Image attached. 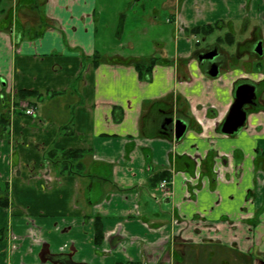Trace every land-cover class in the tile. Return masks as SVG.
Returning <instances> with one entry per match:
<instances>
[{
  "label": "crops",
  "instance_id": "obj_1",
  "mask_svg": "<svg viewBox=\"0 0 264 264\" xmlns=\"http://www.w3.org/2000/svg\"><path fill=\"white\" fill-rule=\"evenodd\" d=\"M256 40L264 0H0V264H264Z\"/></svg>",
  "mask_w": 264,
  "mask_h": 264
},
{
  "label": "water",
  "instance_id": "obj_2",
  "mask_svg": "<svg viewBox=\"0 0 264 264\" xmlns=\"http://www.w3.org/2000/svg\"><path fill=\"white\" fill-rule=\"evenodd\" d=\"M262 43H259L257 53L261 56L263 55ZM214 54L206 53L205 58H213ZM200 62L202 59L199 57ZM220 74V69L217 65H213L209 71V75L213 78L218 77ZM256 96L255 87L249 84L240 85L235 92V100L232 105L222 127V133L225 135H233L243 128L247 121V112L244 109L246 104H250L254 97ZM169 123H174V134L177 141H180L187 131V125L182 121H174L170 119Z\"/></svg>",
  "mask_w": 264,
  "mask_h": 264
},
{
  "label": "flooded vegetation",
  "instance_id": "obj_3",
  "mask_svg": "<svg viewBox=\"0 0 264 264\" xmlns=\"http://www.w3.org/2000/svg\"><path fill=\"white\" fill-rule=\"evenodd\" d=\"M259 43H262V47H263L264 43L262 40H256L254 42V45H253L252 51L256 56H260L257 53ZM208 53L214 54L215 56L213 58L209 59V58H205L204 55H202L201 58H202L203 64L211 63L212 66L217 65L219 69L224 68L226 66L227 55L220 52L218 46H216V45L212 46L210 48V50L208 51ZM243 84H249V85L254 86L255 87V93H256V96L254 97L252 102L250 104H246L244 106V109L247 112V116H248V113L250 110H254V109L258 108L264 102V99H263L264 98V82L263 83H256L254 81L245 80L242 83H239L236 88H238L240 85H243ZM222 127H223V124L221 126V131H222Z\"/></svg>",
  "mask_w": 264,
  "mask_h": 264
},
{
  "label": "trees",
  "instance_id": "obj_4",
  "mask_svg": "<svg viewBox=\"0 0 264 264\" xmlns=\"http://www.w3.org/2000/svg\"><path fill=\"white\" fill-rule=\"evenodd\" d=\"M217 26V25H216ZM216 26H206V27H201V28H195L192 30L193 33L195 34H203V35H210L213 33V31L216 29ZM139 73H140V77L141 79H146V77L149 78L150 74H151V70H152V67H147V68H144L143 66H140V65H136ZM23 94V93H22ZM65 157H71L73 156V158H78V157H82L83 156V152H65L63 153ZM166 175V174H165ZM161 178H164V175L161 176ZM2 202V205L4 206H7L8 205V201L5 200V201H0Z\"/></svg>",
  "mask_w": 264,
  "mask_h": 264
},
{
  "label": "rangeland",
  "instance_id": "obj_5",
  "mask_svg": "<svg viewBox=\"0 0 264 264\" xmlns=\"http://www.w3.org/2000/svg\"><path fill=\"white\" fill-rule=\"evenodd\" d=\"M243 38L245 39V37L242 36H238V40H243ZM200 45L203 47V49H208L210 46H212L213 44H216V40L215 39H210L208 37H201V39H199ZM223 47H225L226 45L223 43L222 44ZM257 59H254V61H256Z\"/></svg>",
  "mask_w": 264,
  "mask_h": 264
},
{
  "label": "built area",
  "instance_id": "obj_6",
  "mask_svg": "<svg viewBox=\"0 0 264 264\" xmlns=\"http://www.w3.org/2000/svg\"><path fill=\"white\" fill-rule=\"evenodd\" d=\"M26 114L27 115H34V110L29 108L26 110ZM169 186V181L168 180H164L162 183H161V188L166 190L167 187Z\"/></svg>",
  "mask_w": 264,
  "mask_h": 264
}]
</instances>
